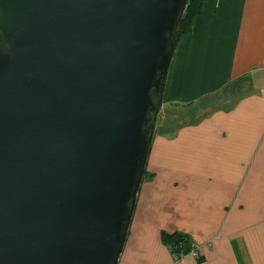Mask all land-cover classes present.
I'll list each match as a JSON object with an SVG mask.
<instances>
[{"label": "water", "instance_id": "95a60500", "mask_svg": "<svg viewBox=\"0 0 264 264\" xmlns=\"http://www.w3.org/2000/svg\"><path fill=\"white\" fill-rule=\"evenodd\" d=\"M189 0H0V264H118Z\"/></svg>", "mask_w": 264, "mask_h": 264}, {"label": "crops", "instance_id": "0c3cea01", "mask_svg": "<svg viewBox=\"0 0 264 264\" xmlns=\"http://www.w3.org/2000/svg\"><path fill=\"white\" fill-rule=\"evenodd\" d=\"M159 116L118 264H264V0H203Z\"/></svg>", "mask_w": 264, "mask_h": 264}, {"label": "trees", "instance_id": "16d2710c", "mask_svg": "<svg viewBox=\"0 0 264 264\" xmlns=\"http://www.w3.org/2000/svg\"><path fill=\"white\" fill-rule=\"evenodd\" d=\"M203 0H189L188 5L184 11L183 17L180 21L178 33H177V43L183 40L191 30V24L194 19L201 13ZM148 177L145 170L143 181ZM160 239L164 245L169 247L171 254L177 258L190 255L192 252L196 254L195 260L198 263L203 261V258L198 256L197 250H192L186 240V237L177 232L167 233L161 232Z\"/></svg>", "mask_w": 264, "mask_h": 264}, {"label": "rangeland", "instance_id": "374dc122", "mask_svg": "<svg viewBox=\"0 0 264 264\" xmlns=\"http://www.w3.org/2000/svg\"><path fill=\"white\" fill-rule=\"evenodd\" d=\"M165 114H166V112H165ZM163 116L164 117V111H162V113L160 114V116ZM160 116H158L159 118H157L158 120L160 119Z\"/></svg>", "mask_w": 264, "mask_h": 264}, {"label": "built area", "instance_id": "2783aa9c", "mask_svg": "<svg viewBox=\"0 0 264 264\" xmlns=\"http://www.w3.org/2000/svg\"><path fill=\"white\" fill-rule=\"evenodd\" d=\"M190 255H192L194 258H195V256H196V254H195L194 252H192Z\"/></svg>", "mask_w": 264, "mask_h": 264}]
</instances>
